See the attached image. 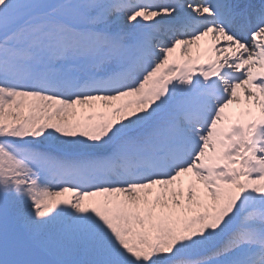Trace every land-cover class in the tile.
<instances>
[{
  "label": "snow or ice",
  "instance_id": "obj_1",
  "mask_svg": "<svg viewBox=\"0 0 264 264\" xmlns=\"http://www.w3.org/2000/svg\"><path fill=\"white\" fill-rule=\"evenodd\" d=\"M0 264H264V0H0Z\"/></svg>",
  "mask_w": 264,
  "mask_h": 264
},
{
  "label": "rangeland",
  "instance_id": "obj_2",
  "mask_svg": "<svg viewBox=\"0 0 264 264\" xmlns=\"http://www.w3.org/2000/svg\"><path fill=\"white\" fill-rule=\"evenodd\" d=\"M76 110H77L78 112H81V111H83V108H82V106H77Z\"/></svg>",
  "mask_w": 264,
  "mask_h": 264
},
{
  "label": "bare ground",
  "instance_id": "obj_3",
  "mask_svg": "<svg viewBox=\"0 0 264 264\" xmlns=\"http://www.w3.org/2000/svg\"><path fill=\"white\" fill-rule=\"evenodd\" d=\"M195 54V52H194V49H193V55ZM76 108H77V106H76Z\"/></svg>",
  "mask_w": 264,
  "mask_h": 264
}]
</instances>
